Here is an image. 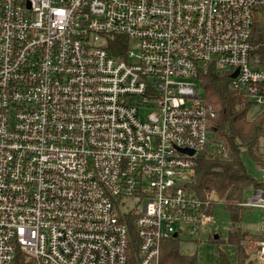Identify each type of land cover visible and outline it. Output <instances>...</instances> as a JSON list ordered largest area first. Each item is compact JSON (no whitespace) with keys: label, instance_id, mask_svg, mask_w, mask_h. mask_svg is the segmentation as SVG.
<instances>
[{"label":"built area","instance_id":"1","mask_svg":"<svg viewBox=\"0 0 264 264\" xmlns=\"http://www.w3.org/2000/svg\"><path fill=\"white\" fill-rule=\"evenodd\" d=\"M257 24L264 0H0V264H132L130 219L134 264L201 236L217 199L189 189L216 118L200 75L264 106ZM239 205L264 213V189Z\"/></svg>","mask_w":264,"mask_h":264},{"label":"trees","instance_id":"2","mask_svg":"<svg viewBox=\"0 0 264 264\" xmlns=\"http://www.w3.org/2000/svg\"><path fill=\"white\" fill-rule=\"evenodd\" d=\"M263 41L264 25L257 24L254 42L259 47L253 54L254 60H264ZM113 53L118 54L116 51ZM200 78L205 101L215 108L216 118L211 121L210 144L197 158L196 172L189 189L203 201L213 194L217 203H222L230 214L232 228L227 238L219 234L218 239L215 235L210 239V243L217 247L216 264H255L251 255L260 237H253L240 228L249 209L239 204L247 198L245 194L249 188L264 189V181L258 182L248 173L241 154L246 150L257 167L264 168V152L260 146L264 138V113L253 120L248 119V112L254 104L231 88L230 73L219 72L210 64ZM220 146L226 149L227 157L217 152ZM130 221L132 242L129 252L134 264L139 241L132 219ZM182 241L179 238L163 241L159 264H199L197 254L182 253ZM228 248L233 251L232 254Z\"/></svg>","mask_w":264,"mask_h":264},{"label":"rangeland","instance_id":"3","mask_svg":"<svg viewBox=\"0 0 264 264\" xmlns=\"http://www.w3.org/2000/svg\"><path fill=\"white\" fill-rule=\"evenodd\" d=\"M135 47L136 44L134 43L132 45V49H135ZM262 113H264V106L254 104L248 112V119L253 120ZM260 146L262 151L264 152V138L261 139ZM241 158L248 173L256 181H262V173L259 171L257 165L251 159L246 150L242 151ZM253 189L254 188H249L248 190H246V197L252 196ZM212 219V223L206 226L201 236L196 238L189 236L180 237V239L183 240L180 245L182 253L197 254L199 264H216L215 255L217 247L210 243L211 236L218 235L219 238V234H221L223 238L226 239L228 231L232 228L230 214L222 203L215 202L213 206ZM263 222V211L259 209H249L247 210L245 218L240 224V228L243 231L250 233L251 236L253 235V237H258ZM228 252L231 254L233 253L230 248H228Z\"/></svg>","mask_w":264,"mask_h":264},{"label":"water","instance_id":"4","mask_svg":"<svg viewBox=\"0 0 264 264\" xmlns=\"http://www.w3.org/2000/svg\"><path fill=\"white\" fill-rule=\"evenodd\" d=\"M237 73H238V70L231 76V78H235L237 76ZM191 154H193V152ZM215 239H218V235H215Z\"/></svg>","mask_w":264,"mask_h":264}]
</instances>
